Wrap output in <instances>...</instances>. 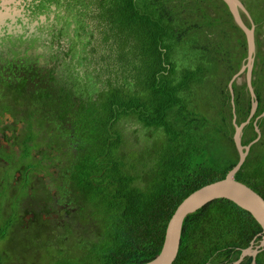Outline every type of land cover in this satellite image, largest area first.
Instances as JSON below:
<instances>
[{"label": "trees", "instance_id": "obj_1", "mask_svg": "<svg viewBox=\"0 0 264 264\" xmlns=\"http://www.w3.org/2000/svg\"><path fill=\"white\" fill-rule=\"evenodd\" d=\"M74 3L83 14L73 18L84 19L98 41V62L87 70L93 100L76 110L70 96L33 100L43 108L34 109L33 127L50 141L45 146L64 147L62 134L56 138L54 131L67 129V122L79 132L76 158L62 162L63 184L54 186L58 200L69 202L75 213L58 228L12 231L14 203L34 191L11 190L10 175L19 163L6 156L8 164L0 167V264L147 263L160 252L176 207L197 189L224 179L238 161L227 84L245 61L246 42L221 0ZM246 8L255 23L253 8ZM241 18L249 27L242 13ZM232 89L238 124L250 99L244 83L233 82ZM262 137L234 180L264 200V162L253 166L262 157L254 153L259 146L257 151L264 150ZM39 233L46 236H20ZM261 236L247 211L218 199L184 218L172 264H232ZM3 246L12 251L3 252ZM251 261L246 256L240 264ZM254 262L264 264V249Z\"/></svg>", "mask_w": 264, "mask_h": 264}, {"label": "flooded vegetation", "instance_id": "obj_2", "mask_svg": "<svg viewBox=\"0 0 264 264\" xmlns=\"http://www.w3.org/2000/svg\"><path fill=\"white\" fill-rule=\"evenodd\" d=\"M74 5H77L74 0H0V167L8 164L6 156L17 157L19 168L10 175L9 186L19 195L23 191H34L30 197L21 196L15 202L16 209L28 204L31 210L25 211L21 219L12 214L10 220L13 229H27L28 233L44 226L68 225L75 213L69 202L58 200L54 186L55 183L63 184L64 160L76 158L79 132L67 122V129L54 131L56 138L62 134L63 140H59L64 141V147L51 143L45 146L47 139L41 140V133H36L33 127L34 109H43L35 107L37 103L33 100L46 103L63 97L66 101L70 96L75 102L70 101L74 103V110L79 108V103L93 100L88 96L93 89L87 83L90 77L87 70L98 62V41L95 42V33L84 19L73 18L83 14L81 5ZM249 16L251 18L250 13ZM254 17L255 45L250 81L256 107L250 115L249 95L248 114L237 124L232 105V125L233 121L236 125L244 123L240 144L246 147L254 142L245 160L249 156L252 158L251 147L264 136V0L256 2ZM242 83L246 86L245 78L237 82L238 85ZM78 89L85 94H79ZM70 105H66L67 108ZM239 108H242L241 101ZM46 132L53 133L44 129L43 133ZM253 134L256 138L249 140ZM259 147L254 153L262 157L259 159L257 155L253 166L258 161L259 166L264 162V150L257 151ZM253 166L250 168H255ZM261 168L263 172V164Z\"/></svg>", "mask_w": 264, "mask_h": 264}, {"label": "water", "instance_id": "obj_3", "mask_svg": "<svg viewBox=\"0 0 264 264\" xmlns=\"http://www.w3.org/2000/svg\"><path fill=\"white\" fill-rule=\"evenodd\" d=\"M230 12L234 23L242 31L246 42V57L243 65L239 68L237 73L232 76L227 84V88L230 94V101L233 105V82L237 83L241 81L240 75L243 74L246 82V86L251 98L250 115L253 113L256 107L254 101L255 95L251 87V71L253 66L254 56V29L252 19L249 13L239 0H221ZM241 13L245 16L249 23L247 27L241 18ZM243 124L236 125L233 121L234 133L232 136L233 143L238 151V161L235 166L226 174L224 179L205 185L196 191L188 195L174 210L170 219L167 222L164 239L158 255L151 261L144 264H172L177 256L180 236L182 230V223L184 218L196 212L203 206L209 204L212 201L218 199H225L234 203L239 208L247 211L255 222L262 229V236L255 247H248L241 251L239 258L232 264H240L246 256L252 258L251 264H255L254 258L258 252L264 249V200L263 198L254 192L246 185L234 180V175L238 172L245 161L248 148L254 143H250L248 146H242L240 144V136Z\"/></svg>", "mask_w": 264, "mask_h": 264}, {"label": "rangeland", "instance_id": "obj_4", "mask_svg": "<svg viewBox=\"0 0 264 264\" xmlns=\"http://www.w3.org/2000/svg\"><path fill=\"white\" fill-rule=\"evenodd\" d=\"M249 1V2H248ZM258 0H243V3H245L246 2V4H245V7H247L248 6V4H249V6H251V8H253V11H254V7H253V5H254V3L256 4V2H257ZM241 2V1H240ZM242 3V2H241ZM240 78L242 79V81L244 80V75L243 74H241L240 75ZM159 138V141H161V142H164V139H163V135H161L160 134V136L158 137ZM251 174L252 175H254L256 178L258 177L257 176V173L255 172V171H251ZM258 179V178H257ZM15 206H16V204L14 203V212H15V214H14V218H18V219H21L22 217H23V214H25V211H30L31 210V207L28 205V204H26L22 209H16L15 208ZM19 210V211H18ZM18 211V212H17ZM16 212H17V214H16ZM16 215H18L19 217H16ZM2 222H3V211H2V209L0 208V224H2ZM15 229H12V231H14ZM74 232H77V231H74ZM19 233V232H18ZM28 236H46V234H44V233H39V234H29ZM15 244H18V242L16 241V243ZM2 251L4 252V251H12V246H3L2 247ZM12 255H13V258L14 259H16V255L14 254V253H12ZM27 263V262H26ZM49 263V262H48ZM37 264H42V261H40L39 263H37Z\"/></svg>", "mask_w": 264, "mask_h": 264}]
</instances>
